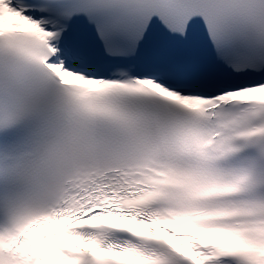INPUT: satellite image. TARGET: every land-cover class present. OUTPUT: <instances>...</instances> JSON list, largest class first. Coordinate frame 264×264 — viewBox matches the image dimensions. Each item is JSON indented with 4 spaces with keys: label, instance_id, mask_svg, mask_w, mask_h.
I'll list each match as a JSON object with an SVG mask.
<instances>
[{
    "label": "snow or ice",
    "instance_id": "1",
    "mask_svg": "<svg viewBox=\"0 0 264 264\" xmlns=\"http://www.w3.org/2000/svg\"><path fill=\"white\" fill-rule=\"evenodd\" d=\"M0 264H264V0H0Z\"/></svg>",
    "mask_w": 264,
    "mask_h": 264
}]
</instances>
